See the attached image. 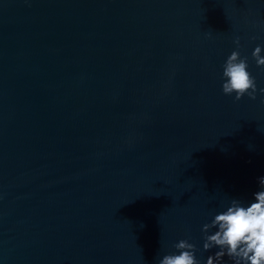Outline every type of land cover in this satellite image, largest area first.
Returning a JSON list of instances; mask_svg holds the SVG:
<instances>
[{
	"label": "water",
	"instance_id": "95a60500",
	"mask_svg": "<svg viewBox=\"0 0 264 264\" xmlns=\"http://www.w3.org/2000/svg\"><path fill=\"white\" fill-rule=\"evenodd\" d=\"M237 36L264 87V0H0V264L184 238L203 264L202 225L264 175V93L221 91Z\"/></svg>",
	"mask_w": 264,
	"mask_h": 264
},
{
	"label": "clouds",
	"instance_id": "9594fccd",
	"mask_svg": "<svg viewBox=\"0 0 264 264\" xmlns=\"http://www.w3.org/2000/svg\"><path fill=\"white\" fill-rule=\"evenodd\" d=\"M233 43L236 48L222 65L221 91L225 95L234 94L235 100L245 95L255 99L257 91L264 93V87L258 89L256 78L249 71L248 58L242 57L238 50L239 36ZM262 52L264 46L260 44L251 52L258 67H264ZM257 179L259 188L252 199L231 198L202 225V249L210 252L203 264H264V175ZM172 247L175 251L164 254L158 264H201L196 256V245L189 239H179ZM213 249L215 251H210Z\"/></svg>",
	"mask_w": 264,
	"mask_h": 264
}]
</instances>
